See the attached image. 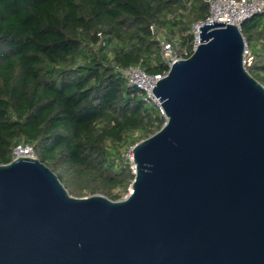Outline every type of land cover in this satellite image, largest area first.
<instances>
[{
	"label": "water",
	"instance_id": "obj_1",
	"mask_svg": "<svg viewBox=\"0 0 264 264\" xmlns=\"http://www.w3.org/2000/svg\"><path fill=\"white\" fill-rule=\"evenodd\" d=\"M151 90L121 200L77 197L38 157L0 165V264H264V85L239 28L203 25Z\"/></svg>",
	"mask_w": 264,
	"mask_h": 264
},
{
	"label": "trees",
	"instance_id": "obj_2",
	"mask_svg": "<svg viewBox=\"0 0 264 264\" xmlns=\"http://www.w3.org/2000/svg\"><path fill=\"white\" fill-rule=\"evenodd\" d=\"M209 14L204 0H0V165L30 143L71 195L123 199L135 178L126 152L166 119L119 69L166 72L151 26L186 58L191 25ZM241 32L264 85V14Z\"/></svg>",
	"mask_w": 264,
	"mask_h": 264
},
{
	"label": "built area",
	"instance_id": "obj_3",
	"mask_svg": "<svg viewBox=\"0 0 264 264\" xmlns=\"http://www.w3.org/2000/svg\"><path fill=\"white\" fill-rule=\"evenodd\" d=\"M209 5L210 14L206 20L194 22L191 25V31L194 36V49L199 44V31L203 25L213 23L215 21L225 22L236 25L241 31L242 24L257 14H264V0H204ZM151 30L155 33L156 40L162 48V56L167 65V71L162 73L150 74L139 65H131L126 68H120V72L125 76L130 85L136 86L142 93L143 100L162 116L165 112L162 108V101L159 102L151 92L152 88L163 79L170 68L180 59L184 57L180 55L177 49L178 43L165 37L163 30H158L155 25L151 26ZM254 55L246 44L244 52V66L248 69L253 64ZM18 157L36 158V150L33 144L19 142L13 148L12 160ZM125 159L131 164L133 172H135V163L133 157V147L125 154Z\"/></svg>",
	"mask_w": 264,
	"mask_h": 264
},
{
	"label": "rangeland",
	"instance_id": "obj_4",
	"mask_svg": "<svg viewBox=\"0 0 264 264\" xmlns=\"http://www.w3.org/2000/svg\"><path fill=\"white\" fill-rule=\"evenodd\" d=\"M130 189H131V186H130V188H129V192H130ZM129 192H128V193H129ZM127 195H128V194H127ZM127 195H126V196H127ZM126 196H125V197H126Z\"/></svg>",
	"mask_w": 264,
	"mask_h": 264
}]
</instances>
